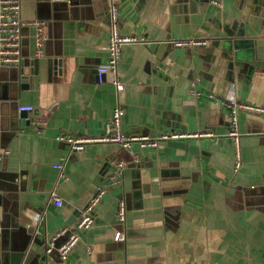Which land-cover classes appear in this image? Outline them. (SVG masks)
<instances>
[{
    "label": "crops",
    "instance_id": "0c3cea01",
    "mask_svg": "<svg viewBox=\"0 0 264 264\" xmlns=\"http://www.w3.org/2000/svg\"><path fill=\"white\" fill-rule=\"evenodd\" d=\"M259 3L21 0V20L44 23V45L23 73L0 65V222L6 214L7 224L0 264H264V112L240 113L241 167L233 174L224 104L234 96L264 109V51L252 43L264 39ZM113 6L121 35L138 41L122 45L116 71L98 83L96 71L108 63ZM22 35L25 58L33 52V29L24 27ZM175 40L205 43L177 47ZM19 105L33 111L23 116ZM116 107L129 137L211 136L183 141L197 146L195 154L168 141L151 149L94 141L72 152L57 140L60 133L104 135ZM117 160L126 163L121 183L93 210L92 228L65 261L46 254ZM117 232L123 238L116 241Z\"/></svg>",
    "mask_w": 264,
    "mask_h": 264
},
{
    "label": "built area",
    "instance_id": "2783aa9c",
    "mask_svg": "<svg viewBox=\"0 0 264 264\" xmlns=\"http://www.w3.org/2000/svg\"><path fill=\"white\" fill-rule=\"evenodd\" d=\"M53 2H65L68 0H51ZM21 0H0V65L4 67H17L23 60L22 57V30L24 27L33 29L34 48L32 56L39 58L43 55V28L42 21H22L20 18ZM112 28L109 37L108 45L104 49L108 51V63L98 67L96 78L98 83L104 82L105 75L114 73L121 56V48L124 44L135 43L138 41L136 37L121 35L118 30V15L115 6L112 8ZM202 41H184L175 40L173 45L177 47L188 45H201ZM117 91L123 90V84L120 81L115 82ZM224 104L228 109L229 115V131L228 135L233 142V164L232 171L236 174L240 169L239 147V115L242 111L264 112V109L257 105H251L239 101L234 96H229L224 99ZM19 112H32L33 106L19 105ZM124 111L121 107H116L112 111L110 119L105 124V134L96 138L84 135H72L69 133H60L56 136L57 140L66 143L72 152H80L83 150L86 143L99 142H114L124 149L130 148L134 142L139 144L142 149L156 148L161 142L166 141H186L191 139H199L202 137H210L209 132H179L168 131L159 133L153 137H129L121 129V119ZM36 125H43L44 122L37 119L34 121ZM33 122V123H34ZM126 163L117 160L108 171L105 182L98 184L90 201L80 210H78L75 224L72 227H62L55 236L47 243L45 253L51 254L55 251L60 260L65 261L70 252L80 243V234L89 230L93 226V210L101 202L106 190L109 187L118 186L121 183L122 171ZM61 168V166H57ZM63 175V174H61ZM51 197L56 206L62 205V200L57 194L52 191ZM125 205L122 201L118 202L116 219L122 226L125 222ZM2 227L0 225V233ZM123 234L117 232L114 240H121Z\"/></svg>",
    "mask_w": 264,
    "mask_h": 264
},
{
    "label": "water",
    "instance_id": "95a60500",
    "mask_svg": "<svg viewBox=\"0 0 264 264\" xmlns=\"http://www.w3.org/2000/svg\"><path fill=\"white\" fill-rule=\"evenodd\" d=\"M249 1H250L251 4H254V2H256V1H259L260 2L259 4L264 7V0H249ZM54 3H64V4L67 5V4H71V0H68V1H65V2H54ZM259 9H260V7H258V6H256V8H253V10H252L253 13L252 14L253 15H257ZM261 18H262L263 23H264V10H263V12L261 14ZM252 43L259 45L260 46L259 48L261 49V51H264V39H257V40H254ZM37 59L38 58L33 57L31 54L30 55L27 54V55H25V58H23V60L20 62L19 66H17L19 69L17 67H11V68H15L16 70H18V72L23 73L24 69H27L28 66H30L29 65L30 63L31 64L32 63L35 64L37 62L36 61ZM26 113L27 112H21L20 114L24 116ZM168 144L170 146L174 147V148L187 149L188 152L194 153V154L198 151V148H197L196 145L192 144V145L186 146V143L183 142V141H168ZM127 161H132V157L129 158ZM4 215H6V214L2 215L3 219H2V222H0L1 227L2 226H4V227L7 226L6 217ZM53 252H55V251H53Z\"/></svg>",
    "mask_w": 264,
    "mask_h": 264
}]
</instances>
